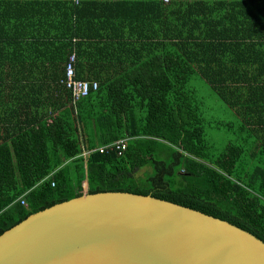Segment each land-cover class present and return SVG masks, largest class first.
<instances>
[{
  "label": "trees",
  "instance_id": "1",
  "mask_svg": "<svg viewBox=\"0 0 264 264\" xmlns=\"http://www.w3.org/2000/svg\"><path fill=\"white\" fill-rule=\"evenodd\" d=\"M73 51L75 78L97 82L74 107L59 84ZM194 77L234 116L218 154ZM0 131V234L84 182L87 194L150 195L264 243V0H0ZM122 139L120 155L81 156Z\"/></svg>",
  "mask_w": 264,
  "mask_h": 264
},
{
  "label": "water",
  "instance_id": "2",
  "mask_svg": "<svg viewBox=\"0 0 264 264\" xmlns=\"http://www.w3.org/2000/svg\"><path fill=\"white\" fill-rule=\"evenodd\" d=\"M0 264H264V243L150 195L85 191L0 234Z\"/></svg>",
  "mask_w": 264,
  "mask_h": 264
},
{
  "label": "rangeland",
  "instance_id": "3",
  "mask_svg": "<svg viewBox=\"0 0 264 264\" xmlns=\"http://www.w3.org/2000/svg\"><path fill=\"white\" fill-rule=\"evenodd\" d=\"M188 88L194 92L199 108L203 112L205 140L213 149V152L218 154L224 150L229 142L233 141L231 130L224 128V126L233 124L235 122L233 120L234 116H232L230 110L215 96L202 79L194 77L189 83ZM147 170L149 169H141L143 173H146ZM83 188L84 193L86 191L85 184Z\"/></svg>",
  "mask_w": 264,
  "mask_h": 264
},
{
  "label": "built area",
  "instance_id": "4",
  "mask_svg": "<svg viewBox=\"0 0 264 264\" xmlns=\"http://www.w3.org/2000/svg\"><path fill=\"white\" fill-rule=\"evenodd\" d=\"M80 0H72L74 4H78ZM163 2H167L168 0H160ZM75 62L76 55L75 52H71L68 56L67 61L64 66V77L59 81V84L63 86V88L68 91L70 96L71 105L74 107L76 103L83 97H85L90 90L97 89V82L95 81H86V80H78L75 78ZM126 148V139L119 140L113 144H109L104 146V148H97L91 151L85 150L82 148L81 156L85 158L90 152L96 150H115L118 155H120ZM86 183H83V185ZM22 205H25L24 201H21Z\"/></svg>",
  "mask_w": 264,
  "mask_h": 264
},
{
  "label": "crops",
  "instance_id": "5",
  "mask_svg": "<svg viewBox=\"0 0 264 264\" xmlns=\"http://www.w3.org/2000/svg\"><path fill=\"white\" fill-rule=\"evenodd\" d=\"M14 92V90L13 89H8L7 90V92H6V97H5V99H6V103H7V105H8V108H10V106L12 105V102H11V94ZM48 93H50V89H49V91H45L44 92V95L46 96ZM45 109H41V112H39L40 113V116L41 115H44V116H47V111L45 112L44 111ZM23 115V114H22ZM19 120H21V122L20 123H18V122H16V123H14L15 125L13 126V128H20V127H24V124L25 123H27L26 122V119L24 118V116H22L21 118H19ZM32 121H33V123L32 124H36L37 122H39L40 121V119H39V117H36L35 119H31ZM8 125H10V123H5V127L6 126H8ZM1 131H2V129H1ZM0 131V136H5L6 135V132H1ZM2 137H0V139H1Z\"/></svg>",
  "mask_w": 264,
  "mask_h": 264
},
{
  "label": "clouds",
  "instance_id": "6",
  "mask_svg": "<svg viewBox=\"0 0 264 264\" xmlns=\"http://www.w3.org/2000/svg\"><path fill=\"white\" fill-rule=\"evenodd\" d=\"M82 187H83V185H82ZM84 189V188H83Z\"/></svg>",
  "mask_w": 264,
  "mask_h": 264
},
{
  "label": "bare ground",
  "instance_id": "7",
  "mask_svg": "<svg viewBox=\"0 0 264 264\" xmlns=\"http://www.w3.org/2000/svg\"><path fill=\"white\" fill-rule=\"evenodd\" d=\"M71 1V0H70ZM77 79V78H76Z\"/></svg>",
  "mask_w": 264,
  "mask_h": 264
}]
</instances>
